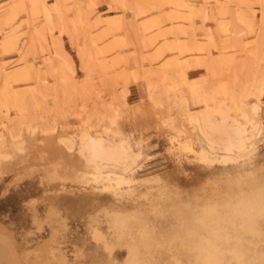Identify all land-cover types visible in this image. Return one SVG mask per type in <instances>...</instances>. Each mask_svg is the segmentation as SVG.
<instances>
[{
  "label": "rangeland",
  "instance_id": "1",
  "mask_svg": "<svg viewBox=\"0 0 264 264\" xmlns=\"http://www.w3.org/2000/svg\"><path fill=\"white\" fill-rule=\"evenodd\" d=\"M31 1L32 11L28 10ZM55 1L0 0V78H3L2 83L6 84V93L12 101L18 96L23 104L25 101L27 106L31 103L29 106L35 117L32 120L34 117L25 104V118H20L14 102L8 106L9 112L0 103V131L4 134L5 125L13 120L26 131L22 132L25 151L16 147L14 150L7 136L0 140L2 147H6H1L3 157L8 158L7 161L3 157L0 159V232L12 246L18 264H34L32 252L43 244L62 255L67 264H264V94L260 107L263 134L253 150L243 156L213 154L201 144L193 145L190 150L170 145L166 128L156 118L157 114L160 118L165 117V108L155 110L148 102L149 92L158 93L163 87L185 94L190 102V90L195 86L217 88L225 84H246L248 79L251 83L247 84L251 86L254 80L262 79L264 51L255 49L257 38L248 34L245 24L251 22L255 28L262 26L264 0L224 2L232 20L229 29L236 30L230 32L232 38L229 39H224L220 32L218 0H190L198 5L196 10L188 16L180 13L186 15L178 17L180 19L174 17L172 5L179 0H156L159 9L142 15L131 11L122 0H65L66 7L71 9L65 13V18L71 21L76 9L87 15L88 33L96 48H111L99 56L105 68L91 72L93 89L83 85L87 72L80 67L78 52L86 40L84 30L73 26L69 34L57 28L46 31L47 37L59 38L64 55L56 50V55L51 54L47 49L49 38L43 39L45 34H40L45 27L43 11L54 10ZM141 1L149 8L153 0ZM110 20H117L115 24L118 22L119 28L113 25L111 33L108 32ZM123 21H132L137 34L142 33L147 24L150 30L142 34L146 39L155 40L154 46L142 48L129 35L132 30L127 26L128 22ZM29 29L42 37L36 47L29 41ZM105 32L109 34H103ZM190 32L196 40L193 46L188 42ZM235 39L243 46L238 41L233 43ZM178 43H184L185 47ZM234 44L233 58L225 55V49ZM39 50L52 55L55 62L61 63L66 57L70 63L64 71L77 83L75 90L70 91L76 97L72 96L75 101L71 105L76 113L65 104L63 90L55 83L53 74L47 71ZM155 50L159 51L158 60L143 61L152 57ZM222 55L230 57L229 61L245 62L249 71L245 67L242 73L246 75L248 71V79L229 70H217V76H212L215 72L209 69V62ZM181 64L185 66L180 67ZM30 67L40 71L44 87L32 78L28 84ZM160 67L165 68V86L157 82L156 76L150 79ZM35 82L40 88L35 87ZM110 94H114L122 106L120 126L126 132L133 128L134 135L144 140L147 150L144 149L141 161L125 176L96 175L86 171L78 165L77 148L67 152V147L59 145L58 140L70 139L80 123L77 115H82L94 103H109L114 97ZM1 96L3 94L0 99ZM252 100L251 97L247 99L248 102ZM189 102L190 110L195 111ZM45 122L56 126L50 136L41 134L40 127ZM25 126H35L38 131L31 137ZM52 210L59 217L46 222L45 215ZM53 230L56 234L51 238Z\"/></svg>",
  "mask_w": 264,
  "mask_h": 264
},
{
  "label": "bare ground",
  "instance_id": "2",
  "mask_svg": "<svg viewBox=\"0 0 264 264\" xmlns=\"http://www.w3.org/2000/svg\"><path fill=\"white\" fill-rule=\"evenodd\" d=\"M122 1H123V3H125L126 6H128V8H130L131 11H133V12L136 11L139 15L145 14L146 12H149L152 10H158L159 9V2H157L156 0H153L149 3V8H145L146 4L144 1H141V0H122ZM226 1H231V0H218L220 8H219V18H218L219 21H218V19H217V21L219 22L220 32H221L223 38L229 39V38H232L230 32H232V30H234V29H232L231 31L229 29V26L231 25L232 20L230 19L229 15H228V9L225 8L223 5L224 2H226ZM240 1L241 0H235V3L240 2ZM23 2H24V0H23ZM31 2L28 3V4H31L30 7L28 8V10L32 11L34 9V6L32 5L33 2L32 3ZM192 2L193 1H190V0H182V1L179 0V1L173 2L172 5L174 8V12H175L174 17L178 18L180 16H183L180 13H184L188 16L193 11H195L196 7L198 5L195 3H192ZM260 3L262 4L263 2L260 1ZM121 5H122V3H121ZM69 10H71V9L66 7L65 0H56L54 10H52L53 12L49 11V10L43 11V18H44V24L43 25H45V27L43 26L44 30L42 29L44 32L41 31L42 33H40V32L39 33L41 35H44L47 30L57 28V29H60L61 32H65V33L69 34L70 30H71V28H73V26H78V28L81 27L84 30V32H85L84 34H86L85 35L86 40H85V43H83L84 46L81 48V50L79 49L78 53H79V59L81 62L80 67H82L83 71L87 72V75H85L86 76L85 83L83 85H85L86 87H88L90 85V88H91L93 86V85L91 86V84H90L91 72L95 71L96 69L105 68V64H103V61H100L102 59H99L100 58L99 56L103 55V54L105 55L111 48L107 49L104 47L105 49H103V47H102V48H100L101 50L97 49L94 39H92V37L88 33V28L90 25H89L87 15L82 14L81 12H79V10L76 9V10H74V18L70 21V20H67L65 18V13L68 12ZM186 15H184V16H186ZM98 16H99V14H98ZM183 17H182V19H183ZM99 18H101V17L99 16ZM185 18H187V17H185ZM178 19H180V18H178ZM96 20H98V19H96ZM100 20L101 19H99V22H100ZM187 20H188V18L185 21H187ZM116 21L117 20H110V22L108 21L109 25H110L108 32L113 30L112 29L113 25H117L116 28H118V22H117V24H115ZM127 22L123 21V23H127ZM261 23H262L261 27L255 28L253 23L246 22L245 27L248 30V34H253L257 38V39L255 38L257 41V43H255V47H256L255 49L260 50V51H264V10H263V8L261 9ZM127 26L129 27L130 30H132V34H129V35H132L133 38L139 43V45L142 48H146V49L149 48L150 49L152 46H154L153 43H155V40L146 39L144 34H142L143 32L145 33L146 31L150 30L147 24L144 26L142 31L140 29V31L142 32L140 34L136 33L135 25L132 21L128 22ZM178 26L179 25H177V28H178ZM123 27H125V26H123ZM232 27H233V25H232ZM232 27H230V28H232ZM234 27L236 28L237 26L235 25ZM105 29H107V28H105ZM126 30H128V29L126 28ZM174 30L177 31V29H174ZM234 31L236 32V30H234ZM237 31L240 32L241 30L239 29ZM108 32L107 33L105 32L103 34H105V35L109 34ZM129 32H127V34ZM235 32L233 34H235ZM28 34H29V36H28L29 41H30L32 47H36L37 42L39 41V38L41 37V35L39 37V34L36 33V31L32 30V29H29ZM238 34H241V33H238ZM105 35H103L101 37H104ZM189 35L190 34H188V36ZM152 36H153V34H152ZM43 37H45L43 39L49 38V40H48L49 47L47 49L51 50V54L56 55V51H59V52H61L62 55H64L62 48H61V45H60L59 38L51 39L50 37H47L46 34ZM234 37L236 38L235 35H234ZM238 38H240V37H238ZM154 39H155V37H154ZM212 40L213 39H211V41ZM182 41H183V39H182ZM195 41H196L195 37L191 33V35L189 36L188 42L191 46H193L195 44ZM237 41L235 39V41L233 43H235ZM138 43H137V45H138ZM214 43H212V44H214ZM237 43H235V44H237ZM235 44L233 45V47L229 46V48H226V49L223 48L226 51L225 55L227 54L229 56L232 54V52L236 49V47H234ZM240 44H241V42H239V45ZM178 45H180L182 48L185 47L184 43L183 44L178 43ZM200 47L202 48V46H199V48ZM218 47H220V46H218ZM199 48H198V50H199ZM213 48H214V50H217V49H215V47H213ZM156 49H158V48H156ZM218 51L220 52V50H218ZM39 52H42V51L39 50ZM241 52H243V51H241ZM57 55H58V53H57ZM225 55H222L221 58L218 60L211 59V62H209L208 67L211 71L213 70L215 73L212 71V73H214V74H212V73H210V74H212V76H217V73H216L217 70H219V71L221 70L223 72L225 70L226 71L229 70L232 73H234L235 75L237 74V76L239 74L240 75L243 74L242 72L244 71V69L246 67V63L245 62L237 63L235 61H232V59H231V61H229L227 59H230V57H232L233 55H231L229 58H226ZM145 56H144V58H145ZM40 58H42V60L46 63L45 67H47V71L51 72L53 74L55 83L57 85H59L60 89L63 90V96H64L65 104H67V106L72 111V113L73 112L76 113L77 110L76 111L73 110L74 108H72V106H71V105H73V102L75 100H73L74 96L71 95L70 91L75 90V88L77 87V83L74 80H72V77L69 76L70 74L68 75L67 72L64 71L66 68L70 67L69 66L70 63L68 62L67 58L64 57L63 60L61 61V63H58V62L53 61L52 55L48 56V54L43 53V52L40 55ZM158 59H159V51L155 50L152 57H147V58L143 59V61H152V60L156 61ZM103 60H104V58H103ZM250 63L252 64V62H250ZM250 63H249V65H250ZM159 66H160V64H159ZM161 66H162V64H161ZM184 66H185L184 64L180 65V67H184ZM161 68L162 67H160V70L156 69L154 75H150V79H151V76H153V78H154V76H156V78L158 77V81L157 80L156 81L159 84L164 83L163 75L165 73V68H162V69ZM246 68H248L247 70L249 71V66ZM27 69H28V67H27ZM248 71L246 72V75L243 74L244 75L243 79H245L246 76L247 77L250 76V75H248ZM100 73H101V70H100ZM102 73H104V72H102ZM150 73H151V71H150ZM227 73H230V72H227ZM227 73H225L226 76H227ZM28 74L31 75V77H29L30 82H28V84L31 83L30 78H32L33 81L36 80L37 83H40V84H38L39 86L42 85L41 88L45 86L44 85L45 84L44 83V77L42 76L40 71H37V69L35 70L34 68L32 69V67H30V69L28 70ZM234 74H232V75H234ZM240 75H239V77L241 78ZM222 76H223V74H222ZM222 76H221V78L223 79ZM111 77H114V75ZM118 78H120V77L118 76ZM215 78H213V80H215ZM217 78H218L217 80L219 81V77H217ZM263 78H264V76H263ZM263 78L258 80V81L254 80V82L252 83L251 86H249L247 84L248 82H250V81H248L249 80L248 78H247L248 80L245 79V80H247V83L245 82L246 84H244V83L242 84L239 81L240 82L239 85H236L234 83L233 84H225V85H222V86L217 87V88H212V87L210 88V86H207V88H205V89L204 88H196V86H195L194 89H192V91L190 90V102L191 103L188 101L189 99L187 100V97L185 94L178 93V92L173 91V90L172 91L165 90V88L162 86L163 88H159L160 90L158 93L154 92V91L153 92L148 91L149 92L148 102H149L150 106L152 108H154L155 110H158V108H161V107L165 108L164 109V111L166 112L165 117L160 118L157 114L156 118L159 119V122L161 123V125L164 128H166L165 132H168L170 145L176 146V148L185 149V150L189 149L190 150L193 145L201 144L208 151H210V153H213V154H217V155L223 154V155H231V156H241L242 155L243 156V155L249 153L251 150H253L255 144L258 142V140L260 139V137L263 134L262 121H261L262 118L260 116V113H261L260 107H261V103H262V96L264 94V79ZM2 79L0 78V94H3V96H1L2 99H0L1 105L4 107H7L4 110H7L9 112L8 106L10 104H12V102H14L13 103L14 107L17 108V110H18L16 113H19L18 116L19 117L24 116L23 114L26 111V107L24 106V104L26 103V101L24 100L25 103L23 104L21 97L16 96V94H15L16 97L13 99L14 101H12L10 96L6 93L7 88L5 89V86H4L6 84H4V82L2 83ZM25 81H26V79H25ZM223 81H226V80L223 79ZM36 82H35V85H36ZM220 82H222V81H220ZM159 84H158V86H159ZM39 86L36 85L35 87H39ZM88 89H89V87H88ZM91 89H93V87ZM110 96L113 97L114 94L113 95L110 94ZM26 97H28V96H26ZM249 97H251L253 99L252 102L247 101V99ZM74 98H76V97H74ZM98 98H99V96H98ZM28 100H29V97H28L27 101ZM111 101L109 103H105V102H101V101L96 103V104L94 103V104H92L93 106H91L90 109L87 108L88 110H86L82 115L76 114L77 116L80 117V119H79L80 123L76 127V129L74 128V134L70 137V139L67 137H63V138L59 137L60 139H58V140L62 143V144L60 143L59 145L64 144L67 147V149H68L67 152L75 150V149H73V147L77 148L76 151L78 153V165L81 164L82 167L86 171H89V172L96 174V175L117 174L120 176H125L126 174H128L130 171H132L136 167V165L141 161L142 157L144 156V149H145L144 143H143L144 140L142 138H137L134 135L135 131L132 130L133 128L130 129V131H128V132L123 130V128L120 126L121 124H119V121H122L119 119L121 116H123L122 106L118 104V99L116 96H114ZM188 102L195 107V109H196L195 111L190 110V108L188 106ZM28 104L30 105L31 103H28ZM32 104H33V101H32ZM123 105H124L123 107H125L124 103H123ZM42 106H43V104H42ZM86 106L88 107V105H86ZM41 107H40V109H41ZM29 108H30V112H31L32 107L29 106ZM29 108H27V109H29ZM42 108H44V106ZM2 110H3V108H2ZM11 110H13V106H12ZM43 110H41L40 113H42ZM130 111H132V110H130ZM4 113H5V111H4ZM31 114H32V112H31ZM7 115L9 116V113ZM27 115H29V114H27ZM33 115H34V113L31 116L34 117ZM124 115H125V113H124ZM127 115H128V113H127ZM31 116L30 117L28 116V119L31 118ZM41 116H43V115H41ZM38 117L39 116H37V118ZM24 118H25V116H24ZM3 119L1 118V120H3ZM11 119H13V117L10 118V120ZM16 119H18V118H16ZM33 119H35V117L32 118V120ZM38 119L40 120V118H38ZM38 119H36V120L39 122ZM45 120H47V119H45ZM8 121H7V123H8ZM30 121H31V119H30ZM37 121H36V123H37ZM42 121H44V120H42ZM23 122H27V121L23 120ZM34 123H35V121H34ZM48 123L45 122L42 124L41 127L40 126H38V127H40V129H41V134L43 132V133H45V135L49 134V136H50V134H52L54 132L56 126H52L53 124H51L50 122H48ZM25 124L26 123H24L23 125H25ZM35 124H32V125H35ZM39 124H41V122H39ZM5 126H6L5 133L3 134L0 131V140H3L7 136L10 139V144L12 146H14V148L16 147L19 150H23V147H25V146H23V141H22V139H23L22 134L23 133L22 132L25 130H23L22 125L18 122L15 123V120H13V122H11L8 126L7 125H5ZM69 127L70 126H68V128ZM66 128H65V130H66ZM36 129L37 128L35 126L27 128V131L29 130V133H31L30 134L31 137H32V134L34 132L36 133L38 131V130L35 131ZM40 129H39V131H40ZM25 133H26V131H25ZM28 135L29 134H27V136ZM2 142H5V141H2ZM2 146H3V143L0 144V159L3 157V153L1 150L3 148ZM63 147H61V148H63ZM16 148L14 150H16ZM3 149H6V147ZM23 151H25V150H23ZM145 151H147V150L145 149ZM65 152H66V150H65ZM73 152H71V154ZM66 156L67 155L63 156V157H65V160H67ZM58 157H59V155H58ZM3 158H5V156ZM7 159H6V161H7ZM53 162H52V164H53ZM65 163H67V162L65 161ZM0 164H2V161L0 162ZM52 164L51 165L49 164V166H52ZM78 167H80V166H78ZM46 168L48 169V167H46ZM50 170H52V169H50ZM63 170L65 171L64 168H63ZM63 170H62V172H63ZM42 173L44 174V172H42ZM48 173H49V171H48ZM19 175L20 174H18V176ZM43 176H45V175H43ZM48 176H50V175H48ZM51 176L54 177V174H52ZM48 180L49 179H47V181ZM48 183H50V180ZM56 217H59V215L55 211L52 210V211H49L45 215V220H46V222H52L53 219H55ZM2 234L3 233L0 232V264H12V262H13V264H18V262L16 261V258H15V253L12 249V246L10 245V243L8 241H6V238L4 236H2ZM55 234H56V231L53 230L51 238L53 236H55ZM15 252H17V251H15ZM32 254L34 255V261H33L34 264H67L64 257H62V255H60V254L54 253L53 249L51 247H49V245H47V244H43L42 246H40V248L35 249L32 252Z\"/></svg>",
  "mask_w": 264,
  "mask_h": 264
},
{
  "label": "crops",
  "instance_id": "3",
  "mask_svg": "<svg viewBox=\"0 0 264 264\" xmlns=\"http://www.w3.org/2000/svg\"><path fill=\"white\" fill-rule=\"evenodd\" d=\"M18 8H20V7H18ZM97 237V236H96ZM99 238V237H98Z\"/></svg>",
  "mask_w": 264,
  "mask_h": 264
}]
</instances>
